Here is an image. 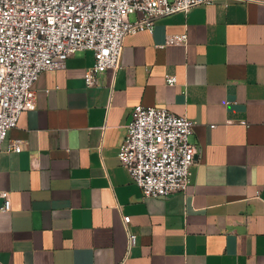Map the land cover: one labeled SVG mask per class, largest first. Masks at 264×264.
<instances>
[{"label":"crops","instance_id":"1","mask_svg":"<svg viewBox=\"0 0 264 264\" xmlns=\"http://www.w3.org/2000/svg\"><path fill=\"white\" fill-rule=\"evenodd\" d=\"M184 32V44L166 42ZM93 63L78 50L40 73L35 108L8 133L22 150L0 156L11 200L0 264H264V0L160 17L127 34L119 67L87 85ZM137 104L192 120L184 191L143 197L120 164Z\"/></svg>","mask_w":264,"mask_h":264},{"label":"built area","instance_id":"2","mask_svg":"<svg viewBox=\"0 0 264 264\" xmlns=\"http://www.w3.org/2000/svg\"><path fill=\"white\" fill-rule=\"evenodd\" d=\"M213 0H0V156L20 152L22 140L8 139L24 110L36 106L34 85L43 71L63 67L78 50H91L94 63L84 73L87 85L95 74L120 65L124 38L140 30L152 31L155 21L168 14L187 12ZM130 13H139L134 21ZM187 34L167 37L184 44ZM167 84L176 77L166 75ZM192 120L164 107L137 104L126 125L117 157L143 197L184 191L197 147L190 142ZM0 212L11 208L0 190ZM123 220L128 223L129 216ZM129 237V246L132 244Z\"/></svg>","mask_w":264,"mask_h":264}]
</instances>
